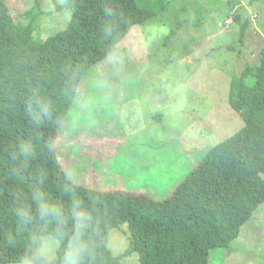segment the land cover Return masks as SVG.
I'll return each mask as SVG.
<instances>
[{"label":"trees","instance_id":"1","mask_svg":"<svg viewBox=\"0 0 264 264\" xmlns=\"http://www.w3.org/2000/svg\"><path fill=\"white\" fill-rule=\"evenodd\" d=\"M165 5L164 0H60L55 9L70 12L67 25L42 40L33 36L40 17L36 1L15 17L0 0V264L18 263L28 231L38 226L27 225L28 231L17 235L11 194L19 181L13 175L17 165L10 152L18 139L32 137L37 144V159L18 169L26 191L36 183L33 173L39 166L47 172L44 190L53 200L67 206L69 198L61 192L64 184L74 188L85 203L97 197L98 222L92 233L96 264H121L133 252L140 264H212L211 253L218 248L229 250L242 226L264 203V47L258 63L246 65L230 81L228 104L240 115L242 127L211 146L166 198L85 186L59 160L58 130L82 81L135 25ZM105 9L113 15L108 16ZM235 18L240 19L238 14ZM106 22L113 26L108 35L101 31ZM33 91L55 107L39 140L25 117ZM49 142L50 151L45 148ZM125 223L128 246L114 255L108 246L109 232ZM9 232L16 236L15 245L6 243Z\"/></svg>","mask_w":264,"mask_h":264},{"label":"rangeland","instance_id":"2","mask_svg":"<svg viewBox=\"0 0 264 264\" xmlns=\"http://www.w3.org/2000/svg\"><path fill=\"white\" fill-rule=\"evenodd\" d=\"M3 1L15 17L37 2L34 38L53 35L70 18L55 9L60 0ZM164 2L91 68L58 130V158L85 186L164 199L211 146L243 125L228 104L230 81L259 61L264 0ZM127 232L126 223L110 230L114 255L127 248ZM211 255L212 264H264V203L229 250ZM121 264H140L138 254Z\"/></svg>","mask_w":264,"mask_h":264},{"label":"clouds","instance_id":"3","mask_svg":"<svg viewBox=\"0 0 264 264\" xmlns=\"http://www.w3.org/2000/svg\"><path fill=\"white\" fill-rule=\"evenodd\" d=\"M105 12L108 16L113 15L111 9H105ZM112 27L111 23L106 22L101 31L108 35ZM54 113V104L47 97H40L35 91L28 97L25 117L36 140L41 138L45 120H51ZM45 148L51 150L50 142L45 144ZM10 155L17 165L13 175L19 181L11 194L17 235L21 231H28L27 225H38L28 231L24 255L18 264H96L97 249L92 233L96 231L98 222L97 197L92 196L90 202L85 203L74 188L64 184L61 192L69 198L67 206L53 200L44 190L47 172L39 166L33 173L36 183L26 191L18 169L29 167L37 159V144L32 137L14 142ZM6 243L15 245L16 236L9 232Z\"/></svg>","mask_w":264,"mask_h":264}]
</instances>
